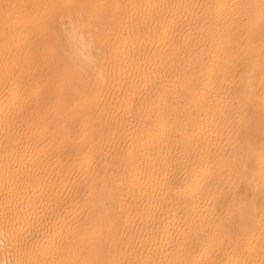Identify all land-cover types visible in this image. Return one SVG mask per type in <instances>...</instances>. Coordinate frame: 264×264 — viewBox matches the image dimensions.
Segmentation results:
<instances>
[{
  "label": "bare ground",
  "instance_id": "1",
  "mask_svg": "<svg viewBox=\"0 0 264 264\" xmlns=\"http://www.w3.org/2000/svg\"><path fill=\"white\" fill-rule=\"evenodd\" d=\"M0 264H264V0H0Z\"/></svg>",
  "mask_w": 264,
  "mask_h": 264
}]
</instances>
